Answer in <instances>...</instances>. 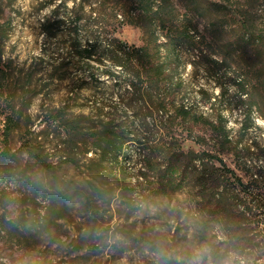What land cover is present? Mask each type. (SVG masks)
<instances>
[{"label":"rangeland","instance_id":"rangeland-1","mask_svg":"<svg viewBox=\"0 0 264 264\" xmlns=\"http://www.w3.org/2000/svg\"><path fill=\"white\" fill-rule=\"evenodd\" d=\"M110 5L106 0H0V25L10 23L7 34L0 39V68L5 69L7 76L6 90L0 96V260L7 264H31L46 255L58 262H70L71 254H83L74 262L177 264L179 258L186 264L191 250L201 245L209 249L207 264H211V247L224 238L219 225L213 223L207 230L202 227V210L185 187H160L159 179H153L145 165V145L137 140L126 144L127 159L123 162L120 158L123 165L115 164L113 171L103 177L114 189L110 192L106 188L110 193L99 198L94 208L85 204L77 191L89 178V161L95 154L85 153L82 148L77 164L65 161L68 152L63 147V129L47 124L46 112L63 104L70 106V112H89L93 105L100 104L118 113L129 108L135 123L142 124L133 111L135 107H131L137 105L131 92L105 71L108 62L82 57L77 52V46L83 49L92 40L100 48L105 47L112 37L130 45L144 43V30L136 24L123 23L115 31L111 29L120 19L109 13ZM48 19L60 20L53 26V36L43 31V23ZM197 24L202 32L204 21ZM188 58L197 61L191 65L186 60L180 66L176 81L182 78L181 86L170 98L207 117L215 118L221 112L233 138L251 148L249 162L264 163V123L256 122L264 121V116L255 107L251 124L243 131L246 103L240 100L230 79L233 74L218 76L197 53ZM165 84L161 82V86ZM214 95L217 99L211 105L209 99ZM13 107L21 112L22 119L7 138L6 120ZM26 122L43 142L50 160L58 164L63 182L57 186L58 180L45 174L25 150ZM175 128L190 135L186 148L217 150L208 125L177 119ZM202 136L207 143L203 144ZM6 146L10 152L4 156ZM222 156L246 182L251 180L233 152H223ZM123 166L132 180V196L117 185V178H123ZM142 171L147 173L143 177ZM53 186H60L58 191H52L56 192L60 210L52 225H48L47 190ZM66 191L68 195L64 194ZM250 191V198H264V186L252 183ZM30 217L37 226L32 231L23 225ZM15 225L19 226L17 231ZM249 237L243 253L218 245L226 251L220 264H264V231L256 229Z\"/></svg>","mask_w":264,"mask_h":264},{"label":"trees","instance_id":"trees-1","mask_svg":"<svg viewBox=\"0 0 264 264\" xmlns=\"http://www.w3.org/2000/svg\"><path fill=\"white\" fill-rule=\"evenodd\" d=\"M106 1L111 2L109 13L113 18L120 19L119 24L111 29L115 31L123 23L136 24L144 30V43L140 46L130 45L118 37H112L105 47L100 48L98 42L92 40L83 49L77 46V52L82 57H96L104 64L108 62L109 68L105 71L117 83L123 82L124 89L131 92L133 102L137 104L131 107H135L133 111L140 116L142 124L135 123L129 108L124 113H118L106 110L100 104L93 105L89 112H70L68 104L46 112V123L56 124L57 128L63 129V147L68 152L65 161L77 164L82 148L85 153L95 154L89 161L92 168L89 178L77 191L83 202L94 208L99 198L114 189L103 177L109 170L113 171L115 164L123 165L127 159L126 144L137 140L145 145V165L153 173V179H159L160 187H185L202 210V227L207 230L214 223L224 230L223 240L211 247L209 262H224L226 251L218 245H226L227 250L243 253V245L249 242L250 233L256 229L264 231V198H250L253 194L250 191L252 183L264 186V163L249 162L251 148L242 146L239 140L233 138L227 118L221 112L215 118L207 117L195 112L193 107L174 102L170 95L181 86L182 78L176 81L180 76V66L186 60L191 65L195 64L197 60H189L188 57L197 53V57L205 58L209 68L218 76L233 74L230 79L240 100L246 103H243L246 108L243 131L251 124L255 107L264 116V0ZM200 20L204 21L202 32L197 24ZM59 21L46 20L43 31L47 35H55L53 26ZM6 25H0V39L7 34L10 23ZM91 75L95 77L94 73ZM6 79L5 69L0 68V96L6 90ZM161 82L166 84L161 86ZM22 88L26 93L25 86ZM216 99L215 95L210 97L211 105L215 104ZM12 111L6 120L7 138L22 119L21 112L14 107ZM150 118L153 121L148 120ZM177 119L208 125L212 129L217 150L186 148L185 141L190 135L178 132L175 128ZM25 135L23 145L35 163L45 174L58 180L56 186L63 182L57 171L58 164L50 160L43 142L38 135H34L27 122ZM200 139L203 144L207 143L206 137ZM9 152V148H5L4 156ZM223 152L235 154L240 168L251 176L250 181L246 182L235 168L228 165ZM121 169L123 178L122 181L117 178V185L132 196V180L126 174V167ZM146 174L142 171L140 176ZM53 187L47 190L50 206L45 222L48 225H52L58 217L55 213L60 210L56 192H52L55 189L58 191L60 186ZM64 189L68 190L69 187ZM64 194L68 195L69 192ZM23 225L30 231L37 227L36 220L31 217ZM18 227L15 225L14 231ZM69 257L70 262H58L48 255L40 256L31 264H107L74 262L83 254H71ZM0 264L7 263L0 260Z\"/></svg>","mask_w":264,"mask_h":264},{"label":"clouds","instance_id":"clouds-1","mask_svg":"<svg viewBox=\"0 0 264 264\" xmlns=\"http://www.w3.org/2000/svg\"><path fill=\"white\" fill-rule=\"evenodd\" d=\"M257 123H264V121L257 120ZM209 256V249L206 246L194 247L186 261V264H207ZM177 264H185V261L178 258Z\"/></svg>","mask_w":264,"mask_h":264}]
</instances>
